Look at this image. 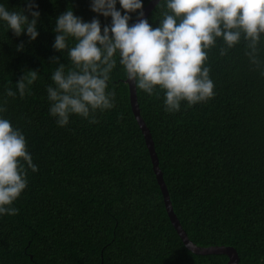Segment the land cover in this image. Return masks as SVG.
<instances>
[{
  "label": "trees",
  "instance_id": "trees-1",
  "mask_svg": "<svg viewBox=\"0 0 264 264\" xmlns=\"http://www.w3.org/2000/svg\"><path fill=\"white\" fill-rule=\"evenodd\" d=\"M151 0H144L146 6ZM10 10L25 0H0ZM39 35L17 36L0 20V102L3 115L25 134L38 165L13 202L15 215H0V264H199L224 263V253H196L172 223L144 133L130 101L123 66L110 74L111 109L97 121L72 114L66 126L49 115L47 85L67 49L52 47L56 17L72 7L84 20L98 16L90 0H37ZM117 7L120 5L117 3ZM139 11V10H137ZM164 11L146 17L156 26ZM30 16L31 14L28 13ZM134 22L136 13H131ZM23 43L22 48L17 45ZM75 40L68 38L69 47ZM205 61L215 83L206 102L170 113L163 91L137 87L141 115L152 134L173 208L190 239L201 246L231 245L240 264H264V76L245 55L246 42ZM264 58V36L258 44ZM38 71L30 92L7 96L30 69Z\"/></svg>",
  "mask_w": 264,
  "mask_h": 264
},
{
  "label": "clouds",
  "instance_id": "clouds-1",
  "mask_svg": "<svg viewBox=\"0 0 264 264\" xmlns=\"http://www.w3.org/2000/svg\"><path fill=\"white\" fill-rule=\"evenodd\" d=\"M143 5L144 0H90L93 12L111 18L103 26L98 16L84 20L72 7L56 17L52 47L67 49L71 61L66 69L59 57H53L58 64L46 91L49 115L57 125L66 126L72 114L95 123L97 110L114 106L115 92L108 83L117 53L128 80L149 96L162 90L164 110L170 113L180 111L182 101L191 106L215 95L205 61L217 38L224 42L220 55L243 39L245 55L264 76V58L258 47L264 36V0H157L164 11L156 26L145 17ZM133 12L139 18L130 23ZM39 16L37 0H25L17 11L0 3V20L17 36L24 33L35 40ZM69 37L75 40L71 47ZM29 69L16 81L15 91L5 89L7 96L18 91L23 97L30 92L38 71ZM5 111L0 102V215H15L19 209L13 202L27 187L28 169L35 172L38 165L28 151L24 132L12 125Z\"/></svg>",
  "mask_w": 264,
  "mask_h": 264
},
{
  "label": "water",
  "instance_id": "water-1",
  "mask_svg": "<svg viewBox=\"0 0 264 264\" xmlns=\"http://www.w3.org/2000/svg\"><path fill=\"white\" fill-rule=\"evenodd\" d=\"M156 3H157V0H151L146 6L143 7L145 17L148 14V12L152 8H154ZM138 18L139 17H137V19ZM127 82L129 84V88H130L131 105H132L133 111L135 113V116L138 120V123H139V125H140V127L144 133L146 143H147V146H148L149 151H150V156H151V159L153 162V168H154L158 183L161 187V190H162V193L164 196V201H165L167 213H168L172 223L174 224L175 228L179 232V234H180L182 240L184 241L185 245L196 253H202V254H205V253H224L228 256V260L224 263H199V264H240V255H239L236 247L231 246V245H210V246L198 245L197 243L193 242L190 239L188 233L183 228V225L180 222V220H179V218H178V216L175 213L174 208H173L169 189H168V186H167L166 181L164 179L163 171H162L160 164H159V157H158V154H157L156 149H155V144H154L152 134L150 132L149 127L146 124V121L144 120V118L141 115L140 106H139L138 97H137V87L132 82H130L128 80V78H127ZM259 264H262V263H259Z\"/></svg>",
  "mask_w": 264,
  "mask_h": 264
}]
</instances>
